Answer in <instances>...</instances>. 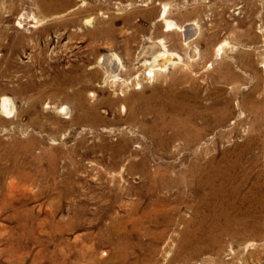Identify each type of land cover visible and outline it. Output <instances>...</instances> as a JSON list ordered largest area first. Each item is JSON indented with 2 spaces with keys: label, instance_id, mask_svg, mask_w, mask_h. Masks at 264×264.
<instances>
[{
  "label": "rangeland",
  "instance_id": "obj_1",
  "mask_svg": "<svg viewBox=\"0 0 264 264\" xmlns=\"http://www.w3.org/2000/svg\"><path fill=\"white\" fill-rule=\"evenodd\" d=\"M160 38L181 62L149 79L135 59ZM3 96L0 264H264V0H0ZM217 164L246 198L236 237L197 231Z\"/></svg>",
  "mask_w": 264,
  "mask_h": 264
},
{
  "label": "bare ground",
  "instance_id": "obj_2",
  "mask_svg": "<svg viewBox=\"0 0 264 264\" xmlns=\"http://www.w3.org/2000/svg\"><path fill=\"white\" fill-rule=\"evenodd\" d=\"M167 10L168 9L166 8V5L164 4L162 6V10L158 17V20L163 21L165 27L164 31H172L178 29L179 31L184 32L183 34H184L185 42L191 41L192 38H194L196 35V31H197L196 23L190 22L183 26L181 25L178 26L173 20L169 19L167 15ZM221 48L222 46H219L217 50H220ZM135 60H136L135 64H137L138 68L145 67V69H147L146 73H144V76H146L149 79H154L157 76V74L165 72L171 66L181 62V57L180 55L169 51L165 45L164 39L162 38L158 40L144 39ZM103 65L107 70V77L110 78L109 79L110 81L115 83L120 79L118 77V74L122 70L123 63L119 56L113 53L105 55ZM140 87L141 86L137 88ZM12 105H13L12 101L9 97L3 96L0 99V110L4 114L8 115L9 113H11ZM61 111L66 112L67 111L66 107H62ZM222 114L223 115H221V119L226 115V112H223ZM172 125L187 127V122L184 120L182 122L178 121L174 124L170 122L166 126H172ZM185 136L187 137L186 134ZM33 142L34 141L30 139L27 140L26 142L23 143L21 142V144L24 147L29 148L32 146L31 143ZM5 154H6L5 156H7V152H5ZM232 167L233 165L223 166L221 164H217V166H213V169L207 176H205V178L200 179L198 181L199 182L198 186L200 188H209L212 191L211 194L213 196V200L205 201L206 204L208 205L207 207L209 208V213H211V216L208 219H204V218L201 219L197 231L202 230L204 225H208L209 227L210 225L213 226L214 229L210 230L209 232L215 230L220 232L222 228L228 227V228H232L230 229V234L236 237L235 235L237 234V230H234L235 228L233 227L237 226V224L240 223V220L234 218L233 215L231 216V218L228 215L226 216L225 212L229 210H233L235 208H238L240 210L241 206L243 205L242 202H244L246 198L245 199L241 198L240 202H236L235 196L239 192V186H237L236 188H232L229 191H226L227 185H229L232 180L231 178L232 176L230 174L232 172ZM158 178L161 179V176L160 177L158 176ZM4 203L7 205V201H5ZM215 207H217L220 211L215 213L214 211ZM168 212L169 211L167 209H162V208L150 209L148 211V216L150 217L148 222L157 224L160 218L164 219L165 222H170V219L167 216ZM197 231L195 229H187V230L185 229L182 232L183 234H182V241L180 246L182 251L183 249H185V247H187L188 243L195 238ZM209 232L205 234V236L208 238H209ZM256 234L259 235V231H257ZM162 236H163V232L157 233V239H161ZM196 253L197 251L195 252V254Z\"/></svg>",
  "mask_w": 264,
  "mask_h": 264
}]
</instances>
